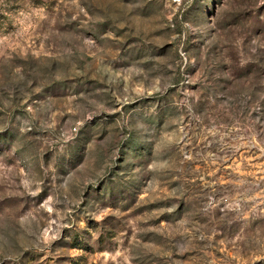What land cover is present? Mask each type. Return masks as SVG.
Returning <instances> with one entry per match:
<instances>
[{"label": "rangeland", "instance_id": "rangeland-1", "mask_svg": "<svg viewBox=\"0 0 264 264\" xmlns=\"http://www.w3.org/2000/svg\"><path fill=\"white\" fill-rule=\"evenodd\" d=\"M0 264H264V0H0Z\"/></svg>", "mask_w": 264, "mask_h": 264}]
</instances>
